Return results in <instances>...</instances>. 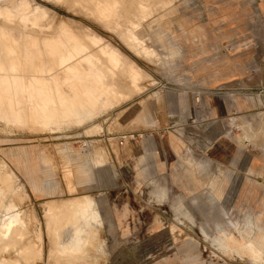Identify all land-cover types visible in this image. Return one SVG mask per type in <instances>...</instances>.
Returning <instances> with one entry per match:
<instances>
[{"label":"rangeland","instance_id":"obj_1","mask_svg":"<svg viewBox=\"0 0 264 264\" xmlns=\"http://www.w3.org/2000/svg\"><path fill=\"white\" fill-rule=\"evenodd\" d=\"M27 2L28 21L0 15V32H8L0 42L10 41L0 44V76L54 77L48 85L83 108L63 119L58 107L46 125L41 101L26 93L18 100L12 91L0 96V175L13 173L8 191H0V234L11 214L25 227L15 242L22 239L25 251L14 243L11 251L1 248L0 259L182 264L184 251H195L192 264H264V241L252 252L264 234V0ZM138 5L151 15L137 16ZM130 25L142 45L124 32ZM105 46L123 61H109ZM75 62L92 79L84 86L63 71ZM79 92L82 101L71 97ZM84 194L102 216L77 217L87 225L78 224L83 234L61 237L59 249L52 229L73 225L68 201Z\"/></svg>","mask_w":264,"mask_h":264},{"label":"bare ground","instance_id":"obj_2","mask_svg":"<svg viewBox=\"0 0 264 264\" xmlns=\"http://www.w3.org/2000/svg\"><path fill=\"white\" fill-rule=\"evenodd\" d=\"M0 1H2V0H0ZM3 1H5L4 3H0V15L2 16V18L3 17H8V18H10V17H13V16H16V15H18V17L20 18V20H22V21H28L27 20V15H28V13H26L27 12V10L30 8V6H29V4H28V2H27V0H3ZM100 1V0H99ZM137 1V0H136ZM155 1V0H154ZM157 1V0H156ZM165 1V0H164ZM87 2V1H86ZM99 3V2H98ZM101 3V2H100ZM120 3V2H119ZM132 3V2H131ZM162 3H164L163 1L161 2V4ZM96 4V3H95ZM103 4V3H102ZM154 4H155V2H154ZM98 5V4H97ZM100 5V4H99ZM87 6V5H86ZM122 6V5H121ZM41 7V6H40ZM40 7H34L33 9H32V12H34V13H39L40 15H39V17L41 16V17H43L45 14H46V11L44 10V9H42V8H40ZM97 7V6H96ZM134 8H136V7H134ZM96 10H98V9H96ZM129 10H130V8H129ZM95 11V10H94ZM93 11V12H94ZM99 11V10H98ZM132 11V10H131ZM113 12V11H112ZM137 16H140L141 18H146V17H148L149 15H151V9L147 6V5H138L137 6ZM116 13V12H115ZM123 13V12H122ZM123 14H125V13H123ZM128 15V14H127ZM38 16V15H37ZM114 16V15H113ZM120 16H122V15H120ZM164 16H166V15H164ZM35 17V16H34ZM103 17V16H102ZM101 17V18H102ZM130 17V16H129ZM36 18H38V17H36ZM105 18V17H104ZM126 18V17H125ZM34 19V18H33ZM130 19V18H129ZM103 21V20H102ZM113 21V20H112ZM120 22V21H119ZM133 22H135V21H133ZM132 22V23H133ZM171 22V21H170ZM123 23V22H122ZM159 24V23H158ZM4 25H5V23H4ZM61 27H62V25H61ZM129 27V28H128ZM131 27V25L130 26H127V28L128 29H126V30H124V32L125 31H128L129 33H130V38H131V40L132 41H134V43L136 42V44L138 43L139 45H142V43H140V42H138V38H137V35H136V33L134 32V30L132 29V28H130ZM5 28H7V27H5ZM9 29H10V27H8ZM14 28V27H13ZM59 28V27H58ZM115 28V27H114ZM63 29H65V30H67L66 28H64L63 27ZM60 30H62V29H60ZM116 31V30H115ZM4 32V31H3ZM3 32H2V34H1V32H0V39L1 38H3V36L2 35H5V34H8V32H7V30H6V33L5 34H3ZM69 32V31H68ZM114 32V31H113ZM72 33V32H71ZM61 34H63V33H61ZM65 34V33H64ZM66 34H67V38H69L68 37V33L66 32ZM25 35V34H24ZM120 35V34H119ZM146 35V34H145ZM6 36V35H5ZM65 36V35H64ZM95 36V35H94ZM94 36H91L93 39H94ZM115 36V35H114ZM122 36V35H121ZM8 37H10V36H8ZM12 37V36H11ZM70 37H71V34H70ZM128 37V36H127ZM33 38V37H32ZM50 38H52V37H50ZM61 38V37H60ZM59 38V39H60ZM65 38V37H64ZM5 39H6V41L8 40V42H10L9 41V39H7V37H5ZM4 39V40H5ZM15 39H17V38H15ZM19 39V38H18ZM38 39V38H37ZM48 39V38H47ZM47 39H45V40H47ZM69 39H71V40H73L72 38H69ZM76 39V38H75ZM75 39H74V41H75ZM129 39V38H128ZM172 39V38H171ZM11 40H13V38L11 39ZM25 40H26V37H25ZM25 40L23 41V42H25ZM57 40V39H56ZM1 41V40H0ZM17 41V40H16ZM28 42L27 43H29V40H27ZM37 41V40H36ZM51 41H53V40H51ZM50 41V42H51ZM60 41H62V40H60ZM68 40H66V42H67ZM2 42V41H1ZM0 42V44H2ZM7 42V43H8ZM12 42V41H11ZM35 42V41H34ZM71 42V41H70ZM78 41L76 40V42L75 43H77ZM125 42V41H124ZM7 43H4V44H2L1 46H3V45H5V44H7ZM26 43V42H25ZM52 43V42H51ZM50 43V44H51ZM54 43V42H53ZM74 43V44H75ZM146 43V42H145ZM9 44H11V43H9ZM16 44V43H15ZM35 44V43H34ZM33 44V45H34ZM38 44V43H37ZM36 44V45H37ZM45 44V43H44ZM43 44V45H44ZM62 44H63V41H62ZM69 44V43H68ZM78 44V43H77ZM76 44V45H77ZM82 44V43H81ZM8 45V44H7ZM32 45V44H31ZM79 45V44H78ZM109 45V44H108ZM147 45V44H146ZM71 46V45H70ZM86 46V45H85ZM89 46V45H88ZM87 46V47H88ZM110 46V45H109ZM133 46V45H132ZM5 47H7L6 45H5ZM5 47H3V48H5ZM31 47V46H30ZM47 46H45V48H46ZM67 47V46H66ZM77 47V46H76ZM18 48V47H17ZM48 48V47H47ZM61 48V47H60ZM6 49V48H5ZM4 49V50H5ZM88 49H92V48H88ZM97 49V48H96ZM14 48H9L6 52H7V55H13V52H14ZM47 50V49H46ZM61 50H62V48H61ZM101 50L107 55V57H108V60L109 61H115V62H120V60H121V62L123 61L121 58H120V55L118 54L119 52H117V50H115V49H113V48H109L108 46H105V47H102L101 48ZM139 50V49H138ZM26 51V50H25ZM48 51V50H47ZM51 51V50H50ZM91 52V51H90ZM28 53V52H27ZM38 53V52H37ZM40 53V52H39ZM92 53H95V50L92 52ZM61 54V53H60ZM52 55V54H51ZM58 55H59V53H58ZM55 56H57V55H55ZM95 57L97 56H99V55H94ZM18 56H15V58H17ZM100 58H101V56H99ZM99 57L98 58H96V59H98L99 60ZM11 58V57H10ZM58 58V57H57ZM56 58V59H57ZM102 59V58H101ZM105 59V58H104ZM103 59V60H104ZM11 60H13V56H12V58L10 59V61ZM43 60V59H42ZM46 60V59H45ZM51 60H52V58H51ZM55 59L53 58V61H54ZM83 61H87L88 60V57H84L83 59H82ZM9 61V62H10ZM14 61V60H13ZM16 61V60H15ZM39 61H40V59H39ZM57 61V60H56ZM91 61V60H90ZM102 61V60H101ZM106 61V60H105ZM104 61V63H106ZM17 62H18V60H17ZM20 62V61H19ZM42 62V61H41ZM58 62V61H57ZM56 62V63H57ZM43 63V62H42ZM55 63V64H56ZM94 63V62H93ZM102 63V62H101ZM1 64V63H0ZM15 64H16V62H15ZM18 64V63H17ZM16 64V65H17ZM44 64V66H45V62L43 63ZM53 64V63H52ZM62 64V61H59L58 62V65H61ZM92 64V63H91ZM95 64V63H94ZM103 64V63H102ZM121 64V63H120ZM127 64V66L129 67V69L132 71L131 72V76H136L135 75V68H133V66L132 65H130L129 64V62L128 63H126ZM9 65V64H8ZM54 65V64H53ZM52 65V66H53ZM97 65V64H96ZM96 65H95V69L97 68L96 67ZM105 65V64H104ZM1 66H3V65H1ZM40 66V65H39ZM49 66H50V64H49ZM48 66V67H49ZM99 66V65H98ZM101 66V65H100ZM99 66V67H100ZM103 66V65H102ZM106 66V65H105ZM15 67H18V66H15ZM46 67H47V64H46ZM107 67H108V65H107ZM4 68V67H3ZM2 67H1V69H3ZM8 68V67H7ZM6 68V69H7ZM40 68V67H39ZM38 68V69H39ZM55 68V67H54ZM102 68V67H101ZM100 68V69H101ZM109 68V67H108ZM10 69L11 70H13L14 69V66L13 65H10ZM18 69V68H17ZM99 69V70H100ZM103 69H104V67H103ZM10 70V71H11ZM33 70V69H32ZM34 70H36V69H34ZM43 70H45V68L44 69H42V71ZM47 70H49V69H47ZM54 70H56V69H54ZM81 70H83L82 68H79L78 67V64L75 62V63H71V65H67V67L63 70L64 72H67L68 74H71V76H73L74 77V79L76 80L75 82L77 83L78 81L80 82V84L79 85H82V86H84L88 81H91L92 79H91V77L88 75V73L85 71L83 74H81L80 72H81ZM102 70V69H101ZM50 71H53V70H50ZM62 71V72H63ZM103 71V70H102ZM9 72V71H8ZM7 72V73H8ZM12 72V71H11ZM10 72V73H11ZM15 72H16V68H15ZM19 72V71H18ZM22 72V71H21ZM36 72H38V70H36ZM40 72H41V69H40ZM40 72L38 73V74H40ZM44 72H46V70L44 71ZM49 72V71H48ZM24 73V72H23ZM28 73H30L29 71H28ZM35 72H33V74H34ZM47 73V72H46ZM45 73V74H46ZM105 73V72H104ZM27 74V73H26ZM37 74V73H36ZM103 74V73H102ZM107 74V73H106ZM56 75V74H55ZM104 75V74H103ZM53 76V75H52ZM56 78V77H55ZM93 78L95 79V80H97V74H96V72L93 74ZM107 78V77H106ZM53 79H54V77H51V78H49V79H46V78H42V77H38V76H32V77H29V78H27V79H23V78H20V77H18V76H0V85H3V83H5V86H6V89L5 90H2V88H0V96H8V94H9V91H12V94H13V96H16L17 94H19V93H26V94H28L30 97H32V98H34L35 100H39V101H41V104L39 105V112L42 114V116H41V120H42V122L43 123H45L46 125L50 122V121H53L54 120V118H55V115L53 114L54 112H56L57 111V108L58 107H60V108H63V111L62 110H60L59 112H61L64 116H63V119H64V117L66 118V117H69V115H70V113H72L74 110H79V109H82L83 108V104L82 105H80V104H76V105H74V104H72V102L73 103H75L74 102V100H70V98L69 97H67V95L65 94V93H62V92H60L59 91V89H57V88H51V86H49L48 85V80L49 81H53ZM58 80V79H57ZM72 81V80H71ZM70 82V81H69ZM68 82V83H69ZM117 82V81H116ZM72 83H74V82H72ZM71 83V84H72ZM93 83V82H92ZM100 84L101 85H103V84H105V83H103V82H101L100 81ZM108 84V83H107ZM57 85V84H56ZM59 85V84H58ZM69 85V84H68ZM73 85V84H72ZM75 85V84H74ZM73 85V86H74ZM78 85V84H77ZM91 85V84H90ZM60 86V85H59ZM70 86V85H69ZM95 86V85H94ZM93 86V87H94ZM79 87V86H78ZM60 88V87H59ZM98 88H99V86H98ZM71 89V88H70ZM79 89V88H78ZM83 89V88H82ZM72 91V90H71ZM81 91H83V90H81ZM76 92H77V90H76ZM101 92H104V90L102 89V91ZM11 94V95H12ZM67 94H69V93H67ZM73 94V93H72ZM80 94V92L79 93H76V94H74V95H72L71 97H78L77 95H79ZM10 96V95H9ZM84 96V94L82 93V94H80V100L82 101L83 100V97ZM15 98H17V96L15 97ZM20 98V97H19ZM82 98V99H81ZM18 99V98H17ZM20 99H22V98H20ZM107 99H109L108 97H107ZM19 100V99H18ZM34 100V101H35ZM23 101V100H22ZM33 101V102H34ZM24 102V101H23ZM22 102V103H23ZM85 102V101H84ZM70 103V104H69ZM77 103V102H76ZM80 103V102H79ZM34 105H35V103H34ZM33 105V106H34ZM51 112H53V113H51ZM58 113V111L56 112V114ZM60 113V115H62ZM66 115V116H65ZM71 116V115H70ZM87 120V119H86ZM68 121V120H67ZM36 123V122H35ZM35 123H33L34 125H37V123L35 124ZM26 124V123H25ZM31 124V123H30ZM18 125V124H17ZM7 168V167H6ZM2 169H4V168H2ZM9 170V169H8ZM6 172L5 173H8L7 172V170H5ZM9 173H10V171H9ZM12 173V172H11ZM11 173H10V175L8 174H5V175H2V177H1V175H0V191L1 190H3V191H5V190H7V188H6V184H9V182L11 181V179H10V177L13 175V173H12V175H11ZM2 174V173H1ZM85 176H81V175H78V184L82 187L84 184H85V182H84V178ZM9 179H10V181H9ZM9 181V182H8ZM11 183V182H10ZM12 184V183H11ZM9 186H10V184H9ZM9 186H7L8 188H9ZM14 186V185H13ZM11 189V188H10ZM12 190V189H11ZM8 191V190H7ZM7 191H6V193H7ZM13 191V190H12ZM12 191H11V193H12ZM1 194V193H0ZM4 196V195H3ZM2 196V197H3ZM88 196L89 195H82V199H76V198H73L72 200H67L68 201V205H70V207H71V209H73V211H71V220H74V222H73V225L72 224H68V225H64V226H57L56 225V227L54 228V229H52V234H53V231H55L56 232V234H57V237H58V239H59V241L58 242H61V245L58 243V245H59V249H60V247H62V240L60 241V239H61V237L63 238V236H65L64 237V239L66 238V235H70L69 233H71V236L73 235V237L77 234V233H79V231H82V229H80L81 227L84 229V227L85 226H87L86 224H85V226H81L80 224H81V220H82V222L83 221H86V220H91L90 222H92V221H96V219H100V218H97V217H99V216H102L101 214H99L98 212H96V207H95V209H92V208H90V206H91V203H90V201H92V198H91V196L89 197V199H88ZM8 197V196H7ZM0 199H1V195H0ZM91 199V200H90ZM95 201V200H94ZM93 203V202H92ZM95 203H96V201H95ZM2 204V203H1ZM3 205H5L4 203H3ZM93 205V204H92ZM97 205V204H96ZM8 206V205H7ZM6 205L4 206V207H6V209L8 208ZM94 206V205H93ZM93 206H91V207H93ZM4 207H3V209H4ZM4 211V210H3ZM5 211H7V210H5ZM9 211V210H8ZM4 215V214H3ZM77 217H80V218H82L81 220H80V224L79 223H77V221L79 220ZM74 218V219H73ZM2 219V218H1ZM22 219V218H21ZM21 219H19V217L17 218L14 214H11V215H9V217H8V221L4 224V226H3V231H2V233L0 234L1 235V244H0V255H2V249H3V247H7V249L8 250H10L11 248H12V246L14 245V243L15 242H17V239H18V237L19 236H21L22 234H23V232H22V230H23V228H25V227H21L22 228V230L20 231V227L19 228H17L16 227V223H22L23 221L21 220ZM5 221H6V219H5ZM97 222V221H96ZM100 221H98V223H99ZM25 223V222H24ZM75 223V224H74ZM94 223V222H93ZM92 223V224H93ZM97 223V224H98ZM78 224L81 226V227H79L78 226ZM84 224V223H83ZM91 224V223H90ZM96 224V223H95ZM88 225H89V223H88ZM21 226V225H20ZM25 226V225H24ZM87 228V227H86ZM18 229V230H17ZM61 232V233H60ZM83 232L84 231H82V234H83ZM56 234H55V237H56ZM82 234H81V237L80 238H82L83 236H82ZM80 235V233L77 235V236H79ZM68 236H67V239H68V242H69V238H68ZM53 237H54V234H53ZM55 237H54V239H55ZM70 237V236H69ZM74 238H76V236L74 237ZM77 238H79V237H77ZM51 239H53L52 237H51ZM63 239V240H64ZM83 240V244L85 243L84 241L86 240V238L85 237H83L82 238ZM85 239V240H84ZM95 239V238H94ZM20 241L22 240V239H19ZM19 240H18V244L21 246H19L18 248H19V250L20 249H22V244H20L19 243ZM80 241H81V239H79ZM91 240V239H90ZM67 241V240H66ZM65 241V242H66ZM264 241V234H260L259 235V238L256 240V245H254V250L252 251L254 254H259L258 253V251H257V249H255L257 246L259 247V246H261V244H262V242ZM64 242V243H65ZM67 242V243H68ZM71 242V241H70ZM70 242H69V244H70ZM76 242H78L77 240H76ZM54 243H55V247L57 248L58 246H57V243L55 242V240H54ZM81 243V242H80ZM18 244L16 245V243H15V246L17 247L18 246ZM24 244V243H23ZM66 244V243H65ZM69 244H67L68 246H69ZM72 244L74 245V243L72 242ZM82 244V245H83ZM77 245V247H78V251L80 250V253H82L84 250H83V248L81 249H79V246L81 245V244H79L78 245V243L76 244ZM252 245V244H251ZM65 245L63 244V248H65L64 247ZM71 246V245H70ZM69 246V247H70ZM84 246V245H83ZM232 246V245H231ZM72 247V248H71ZM70 247V250L72 249V252L74 251L75 252V255L77 256V254L78 253H76V249H75V247L76 246H74V248H73V246H71ZM76 247V248H77ZM2 248V249H1ZM10 248V249H9ZM63 248H61L62 249V251H64L63 250ZM229 250L231 249V247H227ZM58 249V250H59ZM74 249V250H73ZM22 250H24L25 251V246H24V248L22 249ZM65 250H68L67 252L69 253V256H70V252L71 251H69V249H67V247H66V249ZM83 250V251H82ZM6 251V250H5ZM11 251V250H10ZM9 251V252H10ZM17 251V250H16ZM21 251V250H20ZM20 251H19V255H20V258H27V257H25V256H27L26 254H24V253H20ZM60 251V250H59ZM77 251V252H78ZM82 251V252H81ZM14 252H15V248H14ZM56 252V251H55ZM66 252V251H65ZM71 252V253H72ZM11 253H13V252H11ZM16 253V252H15ZM58 253V252H57ZM67 253V254H68ZM197 253V252H196ZM195 253V251H193V252H190V253H187L186 251H184V253L180 256V261H181V263L182 264H192V262L195 260V258H196V256H197V254ZM5 254H7L6 252H5ZM5 254H4V256H5ZM65 254V253H64ZM63 254V255H64ZM8 255H9V253H8ZM8 255H6V259H7V257H8ZM16 255H17V253H16ZM62 255V254H61ZM62 255V256H63ZM73 255V256H72ZM70 257H74V253L72 254ZM81 255V254H80ZM86 255V254H85ZM106 255V254H105ZM12 256V255H11ZM18 256V255H17ZM22 256V257H21ZM58 256V255H57ZM52 257H53V255H52ZM82 257H84L83 255L81 256V258ZM0 258H2L1 256H0ZM85 258V257H84ZM89 258V257H88ZM91 258V257H90ZM6 259H0V264H15V261H11V260H6ZM12 259H13V256H12ZM16 259H17V257H16ZM74 259V258H73ZM168 259V258H167ZM13 260H15V259H13ZM20 260H22V259H20ZM80 260V259H79ZM103 260V259H102ZM108 260V259H107ZM169 260V259H168ZM70 261H71V259H70ZM61 263V262H60ZM72 263H74V262H72ZM77 263H78V261H77ZM84 263V262H83ZM26 264H29V263H26ZM63 264V263H62ZM90 264V263H89Z\"/></svg>","mask_w":264,"mask_h":264},{"label":"crops","instance_id":"obj_3","mask_svg":"<svg viewBox=\"0 0 264 264\" xmlns=\"http://www.w3.org/2000/svg\"><path fill=\"white\" fill-rule=\"evenodd\" d=\"M90 183L92 184V181Z\"/></svg>","mask_w":264,"mask_h":264}]
</instances>
